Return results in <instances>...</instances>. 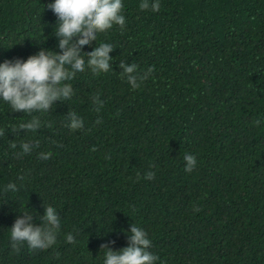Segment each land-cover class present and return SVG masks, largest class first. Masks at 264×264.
<instances>
[{
  "label": "trees",
  "instance_id": "obj_1",
  "mask_svg": "<svg viewBox=\"0 0 264 264\" xmlns=\"http://www.w3.org/2000/svg\"><path fill=\"white\" fill-rule=\"evenodd\" d=\"M54 2L0 0V63L59 53ZM142 2L122 0L123 29L82 49L111 44L112 70L86 66L64 82L70 99L31 115L0 100V264H104L100 245L127 247L133 224L148 233L156 264H264V0H159L157 12ZM120 61L154 71L133 90ZM68 112L83 129L65 126ZM33 117L37 131L18 130ZM185 153L197 160L191 173ZM9 183L18 191H5ZM48 206L61 218L56 243L14 250L17 217L39 226Z\"/></svg>",
  "mask_w": 264,
  "mask_h": 264
},
{
  "label": "clouds",
  "instance_id": "obj_2",
  "mask_svg": "<svg viewBox=\"0 0 264 264\" xmlns=\"http://www.w3.org/2000/svg\"><path fill=\"white\" fill-rule=\"evenodd\" d=\"M122 0H55L48 5L58 18V29L56 37L58 38L59 53L41 50L26 61L16 58L14 60H5L0 63V100L8 103L13 112H22L31 115L36 111H49L56 101L67 100L72 97L73 88L69 83L74 79L76 73L85 71V67L91 69L95 75L107 73L112 70V58L110 53L114 50L109 43H101L87 54L82 53V49L90 46L96 41L98 34L109 30L113 25H118L121 29L125 26V17L120 14L122 10ZM139 8L141 11L151 8L153 12L160 9L159 0L149 4V0H143ZM87 57V61H85ZM119 68L122 72L119 74L121 79L127 80V83L133 90L140 87V84L146 81L154 68H148L146 72L140 73L138 65L128 64L120 61ZM95 110L100 112L103 107V101L99 95L93 97ZM66 127L72 131L81 130L84 127V121L75 112H68L66 115ZM102 121L97 120L100 124ZM259 127L262 121L253 122ZM50 126V125H49ZM41 127L39 119L33 117L28 123L19 125V131L35 132ZM12 131L17 129L12 127ZM4 135L0 131V136ZM13 148L16 144L12 143ZM39 142H36V147ZM23 154H29L32 150L31 143H22L20 145ZM92 151H96L95 147ZM51 153H40L41 159L50 158ZM186 173H191L197 163L194 155L185 153L184 155ZM139 179V174H137ZM155 177L154 172H148L144 179L151 180ZM23 180L24 177H19ZM18 191L14 183H9L5 191ZM44 214L40 216V225L36 226L33 222L34 217L29 214H22L17 217L11 227V246L19 251V246L27 243L31 250H47L56 243L57 234L60 230L61 218L56 209L52 206L43 207ZM200 211L199 208L194 209ZM67 243H75L74 236L69 233L66 237ZM128 246L113 251L112 245L115 241H109L101 244V250L105 252L104 264H156L159 257L149 249L152 241L148 233L135 224L131 225L130 233H127Z\"/></svg>",
  "mask_w": 264,
  "mask_h": 264
}]
</instances>
